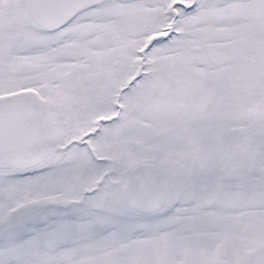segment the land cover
<instances>
[{"label": "snow or ice", "instance_id": "6c2138e0", "mask_svg": "<svg viewBox=\"0 0 264 264\" xmlns=\"http://www.w3.org/2000/svg\"><path fill=\"white\" fill-rule=\"evenodd\" d=\"M0 264H264V0H0Z\"/></svg>", "mask_w": 264, "mask_h": 264}]
</instances>
